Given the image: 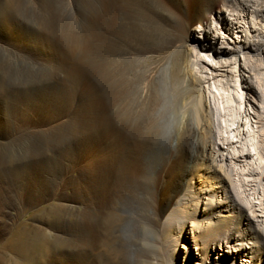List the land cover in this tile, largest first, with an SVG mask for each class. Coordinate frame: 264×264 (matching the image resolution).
Listing matches in <instances>:
<instances>
[{
	"label": "bare ground",
	"instance_id": "1",
	"mask_svg": "<svg viewBox=\"0 0 264 264\" xmlns=\"http://www.w3.org/2000/svg\"><path fill=\"white\" fill-rule=\"evenodd\" d=\"M100 1L102 9L92 16L90 23L87 22V29L81 35H76L78 32L74 35L65 28L62 30L52 17L42 19L36 26L16 21L29 34H16L5 48L9 53L23 51L31 55L36 49L37 54L33 56L44 59L51 67L70 70L76 81L82 84L80 94L83 92L85 100L81 107L73 110L79 114L70 113L59 123L68 130L69 126L74 127L80 122L82 126L78 129L87 140L82 154L84 161L90 164L82 182L85 229L83 233H78L83 237L81 244L86 264H93L91 258L95 247L109 240L101 233L107 213L116 218L115 223L112 221L114 228L127 218L145 226L146 232L152 233V239L149 236L151 240L147 235L143 237L145 246L158 249L161 259L156 260H164L166 264H177L176 247L181 242L186 243L187 249L192 243L197 251L198 259H190L191 264H264V70L260 73L255 71V67L264 68V25L260 27L257 20L264 19V0H153L155 4L162 2L166 11L181 26L179 39L187 47L191 58L184 65L188 78L180 85L182 90L176 86L178 92L173 96L177 100L169 101L163 97L156 74L143 76L144 84L140 88L152 86L154 98L139 111L128 106L132 92L127 82L123 83L119 69L121 64L143 57H138L133 46L138 4L136 0ZM158 10L159 7L153 6L152 13ZM226 11L228 15L224 14ZM208 14L209 19L206 17ZM246 14H249L252 24H247L243 18ZM4 18L12 26L15 18L11 13H6ZM228 19L229 24L226 22ZM194 23L195 27H189ZM232 30L235 35L230 34ZM195 31L199 34L195 35ZM215 37L224 40L219 51L214 46ZM199 38H204L206 42L200 43ZM231 42L237 43L236 47L229 46ZM96 53L100 55L98 75L106 87L103 95L87 78V69L79 61L88 54L95 59ZM232 63L238 64L243 71L245 84L242 86L229 84ZM52 86L53 83H50L49 87ZM0 88L3 99L8 92L2 86ZM105 94H109L108 98ZM109 97L119 109V114L115 116L110 113ZM56 99L59 104L53 105L52 102L49 107L58 113L59 118L64 115L60 107L68 102L66 87L55 88L54 102ZM25 104L28 109L35 105L28 101ZM11 112L16 118L22 116L23 121L28 122L24 111L12 107ZM170 113L178 117L175 124L178 131L173 134L177 137L178 146L166 155L162 141L157 143L152 140L168 131V123L175 119L171 120ZM121 118L129 122L135 134L126 131ZM4 158L0 153L1 182L5 172ZM158 158L161 161L158 162ZM189 162L190 167L187 165ZM167 163L169 165L165 169ZM158 164H161L160 171L156 168ZM151 173H157L160 179L169 175V179L159 188ZM149 183H154L155 188L149 186V191L152 196H159V200L151 204L149 212L141 214L138 208L131 206H136L133 201L136 203V199L140 198L137 194L139 189H145ZM126 191L131 197L126 195ZM22 194L28 195L25 192ZM158 201L159 206L156 205ZM242 205L250 207L251 213H243ZM258 228L262 229L261 233ZM115 237L111 235V238ZM71 241L74 245L77 242ZM119 250L121 261L126 264L127 251L124 248ZM219 250L227 253L221 255Z\"/></svg>",
	"mask_w": 264,
	"mask_h": 264
},
{
	"label": "rangeland",
	"instance_id": "2",
	"mask_svg": "<svg viewBox=\"0 0 264 264\" xmlns=\"http://www.w3.org/2000/svg\"><path fill=\"white\" fill-rule=\"evenodd\" d=\"M136 3L138 4L137 13L139 11V14L135 18L134 30L136 37L133 46L136 47L134 50L137 52L138 57H143L135 59L133 62L123 63L119 69L123 76V83L126 84L127 82V86L130 87L132 92L128 100V106L139 111L140 109H145L146 105L148 106L154 98L152 86L140 88V85L143 86L144 84L143 76L150 73L156 74L158 76L156 81L160 83V92L163 97L166 100L173 101L175 99L173 95L176 91L178 92V89L183 88L181 86L188 78L184 71V65L186 60L191 58V54L183 41L181 42V39H179L182 34L180 32L182 31L181 26L166 11V7L162 2L155 4L153 0H143V2L142 0H136ZM139 5L142 6L140 7ZM260 5L261 2H259ZM153 6L159 7L155 14L152 13ZM101 9L102 3L100 0H0V45L2 44L1 46H3H0V81L2 80L0 86L8 92H5L7 96L3 99H1L2 94H0V143H2V145L0 144V153L5 157V172L2 182L0 181V192L2 191V194H0V264H86V257L83 253L84 246L83 243L81 244L83 237H81L82 235L79 236L78 233H83L85 229L82 182L87 174L86 168L90 164L86 160V162L84 161L82 154L87 140L83 138L85 137L83 132L78 129L79 126H82L80 122L76 123L74 127L71 126L72 128L69 126L68 130L64 128L63 124L59 123L65 120V116L70 113L79 114V112L73 110L78 109L79 106L81 107V103L85 100L83 92L80 94L82 84L76 81L73 74L69 72L70 70H66V72L56 66H52V68L45 63L44 59L41 58V60L33 56L37 54L36 49H33V55H31L23 51H21L22 53L15 51H10L9 53V50L5 48L8 46L7 43L10 38L16 36V34H21L22 36L29 34L28 30L16 21L23 22V25L36 26L42 19L52 17L55 18L62 30L65 28L69 32H73L74 35L76 32H78L76 35H81L85 33L92 16ZM6 13H11L13 18L16 19L12 20V26L5 22L4 16ZM228 13V11L224 12L225 15H228ZM246 15L243 18L247 21V24L248 22L252 24L249 14L247 17ZM206 17L209 19L210 14L206 15ZM257 20L260 21V27L264 25V19L257 18ZM226 22L229 24L230 19ZM189 27H195V23L194 26L190 25ZM198 34L195 31V35ZM230 34L235 35L236 33L232 30ZM222 40L223 38L215 37L214 46L218 51L224 44L222 43L224 40ZM199 42L204 43L206 40L199 38ZM49 43H52V40H49ZM121 43V46L124 47L123 42ZM236 45L237 43L235 42L229 44L232 47H236ZM42 46L45 47L46 44ZM237 54L241 60V53L238 52ZM94 55L95 59L88 54V56L80 58L79 61L81 60V65L87 69V78L94 83L103 95L106 87L100 79L99 67L97 68L100 55L98 53ZM207 59L209 60L208 57ZM110 67L113 68V65L111 64ZM230 70L232 72L228 77L229 84L244 85L245 76L238 64L232 63ZM263 70L264 68L255 67V71L259 73ZM133 80L137 82L135 83ZM50 83H53L52 88L49 87ZM161 85H163V88ZM62 86L67 88L68 102L66 106L60 107V111L64 115L62 117L60 115L58 118V113L53 112L52 107L50 109L49 105L52 102L53 105L59 104L57 99L54 102L55 88ZM176 86H180V88L177 89ZM190 86L195 88L192 85ZM165 93H167L166 96ZM140 94H142L141 97ZM105 96L108 98L109 94H105ZM27 101L35 103V105H32L33 108H27L28 105L25 104ZM108 102L111 115L119 114V109L114 101L111 100V97H109ZM12 107L24 111L27 115L24 116L27 117L28 122L25 123L22 116H18L19 119L16 118L11 112ZM170 114L172 116L171 120L174 117L176 120L174 119L170 121L171 123H168L167 132L161 137L152 140V142L157 143L162 141L161 144H163L162 147L167 152L166 155L170 152L169 150L173 151L178 146L177 137L173 136L178 131L176 127L178 117L175 113ZM55 121L58 122L55 123ZM120 122L126 127V131L129 134L132 133L133 128L129 122L123 118H121ZM47 126L48 129L46 128ZM60 132H63V134ZM61 140L64 142H61ZM3 142H7L6 145H3L5 144ZM3 149L4 151H2ZM157 161H161L160 158ZM168 165V163L165 165V169L168 168ZM187 165L190 167L191 162ZM156 168L157 171H160L161 164L156 165ZM151 177L156 180L159 188L169 179V175H165L160 179L157 173H151ZM27 186L30 188H27ZM149 186L155 188L154 183H149L148 188L145 187L146 190L140 188L137 193L140 198L136 199V203L133 201L136 206H131L138 208L141 214L149 212L151 204L159 200V196L156 197L155 194V196H152ZM73 189L76 190L77 194L74 193ZM22 192L28 193V195L23 196ZM125 193L131 197L130 192L126 191ZM156 205L159 206V201ZM242 207L243 213H251L250 207L245 205H242ZM110 215L106 214V219L102 222L101 233H103V238H109L111 242L106 240L104 244L95 247L92 252L93 259L91 258L93 264H123L119 248H124L127 251L126 264H166L164 260H156L161 259L158 249L149 247L151 248L150 250L145 246L143 237L147 235L148 240L152 239V233L147 231L148 234L145 226L142 224V226L138 225L140 223L135 219L127 218L114 228L116 218L114 215ZM108 221L109 225L106 226L105 224ZM73 231L76 232L73 233ZM261 231L262 229L258 228V232L261 233ZM111 235L112 237L119 235V237L111 238ZM71 240H76V244H71ZM185 246L186 243L181 242L176 247L177 264H191V261L194 259L197 261L198 259V254L193 244L191 243L188 249ZM154 251L155 254L153 253ZM219 252H221V255H223V252L227 253L224 250H219ZM242 257L244 258L245 256ZM238 259L240 260V256Z\"/></svg>",
	"mask_w": 264,
	"mask_h": 264
}]
</instances>
